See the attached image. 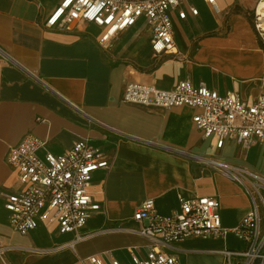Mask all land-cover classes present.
<instances>
[{"label":"crops","instance_id":"1","mask_svg":"<svg viewBox=\"0 0 264 264\" xmlns=\"http://www.w3.org/2000/svg\"><path fill=\"white\" fill-rule=\"evenodd\" d=\"M60 1L0 0V191L17 187V172L5 155L26 134L45 140L54 154L85 139L109 159L107 168L94 173L90 188L100 210L83 229L89 237L74 248H55L74 235L59 232L56 222L17 233L0 197V264H81L93 254L130 264L129 250L143 255L149 241L137 233L104 230L137 228L132 215L147 199L157 213L169 215L178 209L179 195L217 197L228 230L225 236L177 241L173 252L179 261L227 264L219 251L244 247L232 230L251 209L249 195L187 153L214 154L264 176V145L228 142L216 151L193 122L199 108L144 107L124 102L122 94L129 82L171 89L188 79L254 102L264 94V43L251 20L257 0H183L185 17L172 15L175 53L161 55L153 54L144 31H132L141 44L147 41L137 54V44L127 46L131 31L103 47L102 28L94 23L79 22L70 30L47 26ZM261 215L264 222V207Z\"/></svg>","mask_w":264,"mask_h":264},{"label":"built area","instance_id":"2","mask_svg":"<svg viewBox=\"0 0 264 264\" xmlns=\"http://www.w3.org/2000/svg\"><path fill=\"white\" fill-rule=\"evenodd\" d=\"M213 3L214 0H206ZM183 0H61L46 20L49 27L70 30L79 22L94 23L102 28L99 44L109 47L127 31H144L154 55L175 53L173 13L184 18ZM188 11L197 13L190 6ZM253 28L264 43V0H257L253 10ZM122 100L144 107L170 108L188 105L199 108L193 122L202 135L210 139L214 150L228 142L246 148L264 145V94L247 103L236 93L221 94L204 83L179 80L171 89H161L142 82L125 85ZM212 170L228 175L242 185L251 201L250 211L232 231L244 243L242 249L219 252L227 264H264V176L247 168L231 165L214 154L197 156L187 153ZM5 162L17 172V187L0 191L3 208L11 228L21 235L40 223L56 222L59 232L72 233L73 240L55 248L74 245L89 237L83 234L88 220L100 210L91 193L93 175L107 168L104 151L85 139L76 140L62 154H54L47 142L26 134L9 147ZM179 207L169 215L156 212L152 199L143 201L132 219L137 228L117 225L104 232L126 231L145 237L149 244L143 255L130 252V264H184L173 252L177 241L188 236H225L217 197L178 196ZM4 249L0 248V255ZM235 259V263H233ZM81 264H124L116 258L93 254Z\"/></svg>","mask_w":264,"mask_h":264},{"label":"rangeland","instance_id":"3","mask_svg":"<svg viewBox=\"0 0 264 264\" xmlns=\"http://www.w3.org/2000/svg\"><path fill=\"white\" fill-rule=\"evenodd\" d=\"M130 34H131V37L129 36V39L128 40H130V42H128L129 44L127 45L128 46V48H132L135 44H137L138 45V50H137V54H140V52L142 51V49H143V46H144V44H146L147 43V41H146V39L144 38V40L142 41L143 43L141 44V41H139L141 38L139 37V39L137 40V35L135 34V33H133V32H130ZM124 36H125V34L123 33V34H120L119 36H118V38H119V40H122L123 38H124ZM118 38H116V39H118ZM118 40V41H119ZM135 40H137V41H135ZM143 60H145V59H143ZM142 64L144 63V61H142L141 62ZM5 221H6V219H5ZM7 223V222H6ZM1 260V259H0Z\"/></svg>","mask_w":264,"mask_h":264},{"label":"trees","instance_id":"4","mask_svg":"<svg viewBox=\"0 0 264 264\" xmlns=\"http://www.w3.org/2000/svg\"><path fill=\"white\" fill-rule=\"evenodd\" d=\"M253 17H254V15H253V13H252V19H251V20H252V23H253Z\"/></svg>","mask_w":264,"mask_h":264}]
</instances>
